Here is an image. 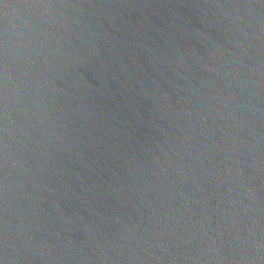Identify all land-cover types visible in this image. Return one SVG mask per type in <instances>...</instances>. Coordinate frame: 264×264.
<instances>
[{
  "label": "water",
  "instance_id": "water-1",
  "mask_svg": "<svg viewBox=\"0 0 264 264\" xmlns=\"http://www.w3.org/2000/svg\"><path fill=\"white\" fill-rule=\"evenodd\" d=\"M0 264H264V0H0Z\"/></svg>",
  "mask_w": 264,
  "mask_h": 264
}]
</instances>
